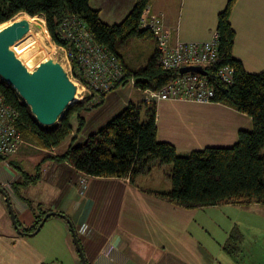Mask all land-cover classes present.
<instances>
[{"label":"crops","instance_id":"1","mask_svg":"<svg viewBox=\"0 0 264 264\" xmlns=\"http://www.w3.org/2000/svg\"><path fill=\"white\" fill-rule=\"evenodd\" d=\"M229 1L149 0L148 7L171 31L172 44L201 43L217 33L218 16ZM136 2L90 0L89 5L104 24L113 26L128 16ZM230 22L236 33L234 57L249 73H262L264 0H235ZM154 42L155 53L158 46ZM124 63L130 69L142 67L133 68L125 59ZM128 85L107 94L100 107L85 115L87 133L105 127L130 102L144 101L145 93ZM156 104L157 138L172 144L181 155L209 147H232L240 131L253 129L250 117L221 103L164 99ZM23 140L14 157L0 161V169L21 182L16 192L19 202L10 199L21 231L35 226L44 213L57 212L72 222L90 264H264L263 251L258 255V249L246 239L240 246L242 257L231 254L226 244L214 242L200 225L218 215L221 206L189 210L155 194L171 189L170 166L139 176L135 183L129 178L87 177L67 162L52 158L62 148L47 150ZM35 155L37 160L29 167ZM231 227L223 230V240L229 239ZM74 250L71 228L64 219L49 218L37 235H20L7 197L0 193V264H80Z\"/></svg>","mask_w":264,"mask_h":264},{"label":"trees","instance_id":"2","mask_svg":"<svg viewBox=\"0 0 264 264\" xmlns=\"http://www.w3.org/2000/svg\"><path fill=\"white\" fill-rule=\"evenodd\" d=\"M89 3L90 0H0V27L19 15L34 20L43 17L51 40L57 46H66L59 29L68 15H77L86 23L94 39L115 53L125 68L131 70L136 79L135 88L159 91L179 75L178 71L161 67L158 50L145 66L137 69L128 68L118 51L133 38L155 40L152 31L142 27L149 0H137L128 16L113 26L104 24L99 12ZM234 4L235 0H230L218 16L219 57L209 69L215 88L213 102L229 106L253 122V129L240 131L238 141L232 147H209L179 154L172 144L158 140L157 104L144 101L130 102L105 127L90 135L84 143L75 145L77 135L86 123L85 115L100 107L104 97L93 105L81 102L69 105L54 126L44 127L36 121L17 91L1 77L0 96L17 113L14 124L22 138L47 150L62 148L52 158L67 162L87 177L129 178L135 183L139 176L149 174L156 165L170 166L171 189L155 194L185 209L264 204V71L251 74L234 57L236 33L230 22ZM225 66L235 69L230 86H225L217 78V71ZM127 83L125 81L123 85ZM73 117L78 122L76 132ZM10 164L15 166L12 162ZM28 180L34 178L28 177ZM20 184L14 185L16 192ZM43 218L24 231L34 232ZM228 240L225 249L235 254L240 251L245 235L236 228Z\"/></svg>","mask_w":264,"mask_h":264},{"label":"built area","instance_id":"3","mask_svg":"<svg viewBox=\"0 0 264 264\" xmlns=\"http://www.w3.org/2000/svg\"><path fill=\"white\" fill-rule=\"evenodd\" d=\"M142 27L152 31L158 46V63L166 70L179 72L183 67L201 66L209 73V69L214 67L218 60L220 45L217 33L207 42L172 44L171 31L165 27L162 18L151 14L149 7L145 10ZM59 33L66 46L57 47L64 52L69 68L66 72L77 89L78 102L90 105L98 103L102 97L119 88L125 81L136 87V79L131 70L125 68L115 53L94 39L86 23L79 16L68 15L63 20ZM234 73L233 67L225 66L216 74L222 84L230 86L233 84ZM140 91L145 93L146 104L164 99L209 104L213 103L215 98V88L209 74L204 76L179 72L176 78L159 91ZM16 116L17 113L5 104L0 96V155L4 162L14 157L24 144L14 124ZM17 180L0 169V186L14 202H19L14 188ZM82 186L85 188L84 181Z\"/></svg>","mask_w":264,"mask_h":264},{"label":"water","instance_id":"4","mask_svg":"<svg viewBox=\"0 0 264 264\" xmlns=\"http://www.w3.org/2000/svg\"><path fill=\"white\" fill-rule=\"evenodd\" d=\"M24 35V28L19 26L7 28L0 33V77L17 91L38 123L45 127H52L58 122L66 108L76 100L77 89L62 65L55 60L42 62L33 72L24 65L11 49V46L21 40ZM179 72L180 74L196 73L204 76L209 74L201 66L183 67ZM2 158L0 155V159ZM0 193L7 197L1 186ZM7 204L13 225L20 235H37L45 222L53 216L66 220L71 228L73 243L81 262L88 264L73 224L65 215L57 212L47 213L34 232L25 233L18 225L8 197Z\"/></svg>","mask_w":264,"mask_h":264},{"label":"rangeland","instance_id":"5","mask_svg":"<svg viewBox=\"0 0 264 264\" xmlns=\"http://www.w3.org/2000/svg\"><path fill=\"white\" fill-rule=\"evenodd\" d=\"M35 19L38 20H34L26 16L19 15V17L15 18L11 22L1 26L0 33L3 32L5 29H7L8 26L15 21L30 20L31 22H34L36 25L41 26L45 32V38L43 39V45H44L43 54L41 56V54L38 52L29 51V52H24L17 57L24 63V65H26V67L31 72L37 69L42 62L48 60H55L56 62L62 65L65 71L68 70L69 68L67 66L66 59L64 57V52H62L57 47V45L51 40V37L47 32L46 22L44 18L38 17ZM24 37L25 35L23 36V38ZM154 50H155V42L153 39L150 38H146V39L133 38L129 40L126 43V45L118 49L120 54L133 68L147 64L149 58L154 54ZM128 84L129 85L127 88L131 89L132 88L131 84L130 83ZM77 102L78 100H75L74 102H72L71 105H74ZM72 124L74 126V131L76 132L77 124H78L76 117H73ZM86 124L87 122L85 123L83 129L78 133L77 139L75 141V145L84 143L88 139V137L92 135L87 133V129L85 128ZM36 160L37 157L35 155L33 156V158H31V161L28 164L29 167L33 166ZM160 170H161V166L159 165H156L155 168H153L154 173H157ZM167 173L168 172L166 170L164 172V175H167ZM218 212H219L218 215H216L215 213L216 216L214 215L207 218L205 225L202 224V222H200V225L204 226L205 231L209 233L210 237L213 239L214 242H217V244L219 243L221 244L222 242L223 244H226L229 240L227 241L223 240L225 238V235H223L222 232L223 230L227 231L232 226L231 227L232 231L238 228L241 232H243V234L246 237L245 239L247 244L251 243L253 244V246H255V249H258V255L260 254V251H263L262 253H264V244H262L264 242V204H251L248 206L222 205L221 208L218 210ZM52 218L63 220L55 216L51 217L50 219ZM241 252H243V250L238 251L237 254H240V256L242 257ZM74 255L81 264L82 262L79 255L76 252H74ZM65 261L67 262V260ZM87 263L90 264L88 260Z\"/></svg>","mask_w":264,"mask_h":264},{"label":"bare ground","instance_id":"6","mask_svg":"<svg viewBox=\"0 0 264 264\" xmlns=\"http://www.w3.org/2000/svg\"><path fill=\"white\" fill-rule=\"evenodd\" d=\"M15 26H19L21 28H24L25 30V37L15 42L11 46V49L15 52V54L19 56L24 52L30 51L38 52L42 56L44 48L43 39L45 38L44 29L41 26L36 25L34 22H31L30 20L15 21L11 23L8 28Z\"/></svg>","mask_w":264,"mask_h":264}]
</instances>
